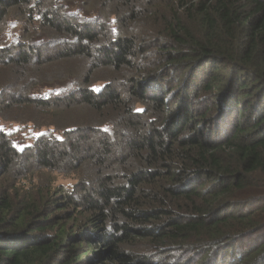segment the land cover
<instances>
[{"label": "trees", "instance_id": "16d2710c", "mask_svg": "<svg viewBox=\"0 0 264 264\" xmlns=\"http://www.w3.org/2000/svg\"><path fill=\"white\" fill-rule=\"evenodd\" d=\"M63 1L0 0V264H264V0Z\"/></svg>", "mask_w": 264, "mask_h": 264}, {"label": "rangeland", "instance_id": "374dc122", "mask_svg": "<svg viewBox=\"0 0 264 264\" xmlns=\"http://www.w3.org/2000/svg\"><path fill=\"white\" fill-rule=\"evenodd\" d=\"M58 2V5L63 7V11L68 16L77 19L80 22L84 23H103L104 17L97 12L89 11L85 12L80 10L79 6L68 5L63 0H55ZM110 27L114 30L115 24L114 19L111 18L107 21ZM22 34V24L17 17L9 16L6 20L4 30L0 33V49L4 47H12L18 45ZM32 43L35 45L41 44V38L33 37L31 39ZM30 41V42H31ZM27 44H29L27 42ZM105 76V75H96V77ZM76 79L73 77L69 80L64 81H54L51 84H42L40 87L38 86L35 91L36 97H50L58 94L67 93L76 88ZM103 83L102 80H97L92 85L93 90L98 91L102 88ZM0 130L4 131L7 135L10 136L12 142L16 148L20 151H23L29 148L34 140L41 134L46 132L45 128H34L31 124H21L18 122H14L12 120H4L0 118ZM55 182L57 184H63L65 187H71L75 179L71 177H65L62 175H55Z\"/></svg>", "mask_w": 264, "mask_h": 264}]
</instances>
